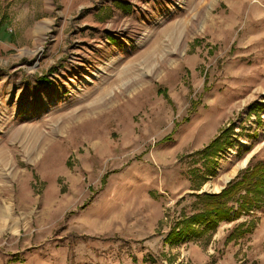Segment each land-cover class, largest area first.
Here are the masks:
<instances>
[{
	"label": "rangeland",
	"instance_id": "374dc122",
	"mask_svg": "<svg viewBox=\"0 0 264 264\" xmlns=\"http://www.w3.org/2000/svg\"><path fill=\"white\" fill-rule=\"evenodd\" d=\"M130 6L54 14L14 49L33 73L0 129V264H264V207L164 242L194 193L264 158V0ZM125 66L141 79L111 86L106 114L77 117ZM38 73L43 100L29 90ZM226 128L229 146L205 151Z\"/></svg>",
	"mask_w": 264,
	"mask_h": 264
},
{
	"label": "crops",
	"instance_id": "0c3cea01",
	"mask_svg": "<svg viewBox=\"0 0 264 264\" xmlns=\"http://www.w3.org/2000/svg\"><path fill=\"white\" fill-rule=\"evenodd\" d=\"M132 1L0 0V129L12 124V105H19L18 97L21 93H26L25 80L22 78L33 73L24 65V62L28 61L21 54H15L14 49L35 42L36 34L46 29L54 20V14L63 15L66 18L84 10L86 14L93 16L106 8L113 14L119 9H125L126 6L133 10L134 7L130 6ZM91 20L90 17L85 16V23ZM61 72L63 73V70ZM15 77L18 83L13 80ZM47 77L49 76L46 74L38 73L29 85L32 86L29 90L41 96L39 100L44 99L45 89L43 87L49 88ZM14 84L17 85L16 88ZM3 96H5L4 101ZM8 96L10 100L12 99L10 102H8ZM4 134L5 132H0V148H3L2 152L6 153L11 147L7 145L8 137Z\"/></svg>",
	"mask_w": 264,
	"mask_h": 264
},
{
	"label": "trees",
	"instance_id": "16d2710c",
	"mask_svg": "<svg viewBox=\"0 0 264 264\" xmlns=\"http://www.w3.org/2000/svg\"><path fill=\"white\" fill-rule=\"evenodd\" d=\"M158 92L169 101L165 89ZM230 130L220 132L205 148L211 155L230 144ZM249 159L246 166L217 192L194 193L187 210L174 217L164 242L176 244L186 237L213 231L222 220L237 218L264 207V158Z\"/></svg>",
	"mask_w": 264,
	"mask_h": 264
},
{
	"label": "bare ground",
	"instance_id": "6f19581e",
	"mask_svg": "<svg viewBox=\"0 0 264 264\" xmlns=\"http://www.w3.org/2000/svg\"><path fill=\"white\" fill-rule=\"evenodd\" d=\"M149 49V47H148ZM150 52H152L150 50ZM154 52V51H153ZM164 52V51H163ZM154 56V55H152ZM163 57V56H162ZM142 61V59H140ZM139 60V61H140ZM141 64V63H140ZM145 67H149V60L144 62ZM138 65V64H137ZM143 65V64H142ZM144 66V65H143ZM139 68V67H138ZM134 68L132 67H123L121 69H119L117 72H115L112 75H107L106 77L102 78L97 85L93 86L92 89L88 92L85 93L84 95V99H88L89 97H91L94 94H97L99 99L98 100H94L92 103H82V105L79 107L78 109V114L79 116L77 117H82V116H86L89 114H97L98 116L104 115L105 113V109H103L105 107V103L106 101H110L112 96L109 95L110 91L109 88L111 86H113L116 83H120L123 86H125L126 82H124L123 80L128 77L127 75H134L133 79L131 80L130 86H132L133 84L135 85L134 82H137V79H141V77L143 75H137L133 74L135 73V71H133ZM149 70V69H148ZM150 71V70H149ZM153 71V70H152ZM141 74V73H140ZM140 76V77H139ZM117 85V84H116ZM121 85V86H122ZM120 86V85H119ZM128 86V85H127ZM113 99V98H112ZM83 102V101H82ZM112 102V101H111ZM108 103V102H107ZM80 105V104H79ZM106 114V113H105ZM76 117V118H77ZM91 124V122H89ZM88 125V124H87ZM243 163H246V159L244 160Z\"/></svg>",
	"mask_w": 264,
	"mask_h": 264
},
{
	"label": "water",
	"instance_id": "95a60500",
	"mask_svg": "<svg viewBox=\"0 0 264 264\" xmlns=\"http://www.w3.org/2000/svg\"><path fill=\"white\" fill-rule=\"evenodd\" d=\"M228 181H229V180H228ZM228 181H227V182H228ZM223 187H224V186H222L221 188H223Z\"/></svg>",
	"mask_w": 264,
	"mask_h": 264
}]
</instances>
